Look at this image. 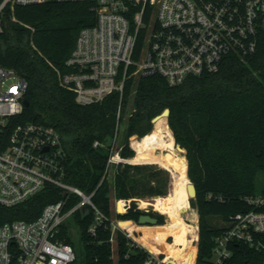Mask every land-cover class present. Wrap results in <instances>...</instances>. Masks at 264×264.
I'll return each instance as SVG.
<instances>
[{
    "label": "trees",
    "instance_id": "obj_1",
    "mask_svg": "<svg viewBox=\"0 0 264 264\" xmlns=\"http://www.w3.org/2000/svg\"><path fill=\"white\" fill-rule=\"evenodd\" d=\"M96 21L92 0H48L5 7L0 64L26 78L30 105L21 115L11 117L0 132V149L6 148L17 124L41 122L54 126L68 152L69 183L87 193L95 192L94 203L110 218L115 215L113 199L131 200L127 212L124 204L118 206L120 213L126 212L117 214L119 225L151 252L167 256L175 264L208 262L216 237L226 228L213 226L210 218L219 217L226 224L237 213L249 211L251 206L244 198L256 193V177L264 171V34L255 54L245 59L228 57L216 73L190 77L176 86L160 75L132 77L125 83L122 98L115 91L99 103L82 106L76 102L75 93L61 84V76L68 71L66 60L80 30ZM120 103L124 116L135 110L126 118L128 134L120 142L123 158L135 156L129 143V137L135 134L144 142L164 136L175 142L176 137L187 150L186 158V152L178 148L184 180L179 214L191 237L185 248H181V225L172 202L154 206L156 211L151 215L159 218L157 226L136 224L147 213L138 206L140 198L167 194L164 170L120 162L113 178H104L108 152L95 148L94 142L108 143L114 135ZM166 108L171 110L169 117L157 118L153 129V118ZM190 179L197 188L192 207L198 215L191 220L185 217L190 209L189 197L193 196ZM62 197L61 189L49 186L25 203L0 205V225L17 219L34 220L47 204ZM164 215L168 217L166 223ZM92 220L91 214L83 218L77 214L80 237L74 238L69 226L64 227L61 237L75 245L80 264H114L110 223L91 236L88 227ZM232 249L234 257L229 264H264V254L245 244H233ZM117 252L119 264H143L147 254L121 230L117 232Z\"/></svg>",
    "mask_w": 264,
    "mask_h": 264
},
{
    "label": "built area",
    "instance_id": "obj_2",
    "mask_svg": "<svg viewBox=\"0 0 264 264\" xmlns=\"http://www.w3.org/2000/svg\"><path fill=\"white\" fill-rule=\"evenodd\" d=\"M46 1L3 0L0 32L1 16L8 4ZM92 1L97 21L80 30L66 60L68 71L61 76V84L75 93L82 106L99 103L115 91L122 98L125 83L132 77L160 75L176 86L190 77L216 73L228 57L245 59L255 54L264 34V0ZM27 90L25 77L0 64V132L11 117L23 113ZM134 112L124 116L120 103L114 135L108 143L94 142L95 148L108 152L104 178L110 176L112 166L115 174L120 162L130 163L120 155L123 145L119 132L121 121ZM67 162L62 135L54 126L26 122L14 127L6 148L0 149V205L25 203L49 186L61 189L63 197L47 204L34 220L17 219L0 225V264H80L75 245L61 237L65 226L71 227V232L76 230L74 238L80 237L77 214L82 218L92 215L88 227L91 236L110 223L111 258L119 264L117 232H124V228L94 203L95 192L87 193L67 181ZM244 199L251 209L231 217L215 239L211 258L201 264H229L234 257L233 244H245L264 254V192ZM120 201L126 209L130 207L129 200L119 199H115L116 206ZM127 236L133 239L130 233ZM135 243L147 252L143 264H175Z\"/></svg>",
    "mask_w": 264,
    "mask_h": 264
},
{
    "label": "rangeland",
    "instance_id": "obj_3",
    "mask_svg": "<svg viewBox=\"0 0 264 264\" xmlns=\"http://www.w3.org/2000/svg\"><path fill=\"white\" fill-rule=\"evenodd\" d=\"M127 122H128L127 119H124L120 123V132H119L120 142L128 134ZM153 129H154V123H153ZM173 134L175 137L174 131H173ZM133 136L134 135H131L129 137V143H130V147L135 151V156H133L132 158H128V161L131 164L150 165L151 167L155 169H162L165 171V175L168 178L167 180L168 188H167V194L165 196L140 198L138 200V206H140V208L143 210L156 211L154 206L172 202L174 212L177 215L180 225H181V231H182V247L181 248H185L191 242V237H190V231L187 228H185V226L183 225L182 217L179 214L182 210V205L179 200V194L180 192H182L184 180H183L182 170H181V160H182L181 155L182 154H181V151L178 149V145H180L181 147L183 146L177 142L176 137H175V142H176V145H175L174 140L172 138H169V136H164L162 138L153 139L151 141H146V142L139 139L142 137H138L133 140ZM186 158H187V154H186ZM114 170L115 168L114 166H112L111 171H110V178H113ZM190 181L193 182L191 179ZM263 192H264V171H260L256 177V194L260 195ZM195 198L196 197H193V196L189 197L190 209L185 217H188L190 220L193 219L195 217V214L197 213V210L192 207V200ZM142 202L147 204L148 206L146 207L142 206L141 204ZM122 204H124L123 201H120L118 202L116 206L115 199H113L112 209H113V212H115V215H113V217L111 218L112 220H115V219H117L118 221L121 220L120 218L117 217L116 210H118V206ZM127 204L131 205V201L129 200ZM127 211L128 209H126V212ZM125 213H120L118 210V214H125ZM196 216L198 215L196 214ZM164 217H165V223H166L168 220V217L166 215H164ZM210 222L215 227H225L226 225L224 221L219 217L210 218ZM136 224H139V222L138 223L136 222ZM142 226L150 227V226H157V225L146 224ZM122 230H124L125 233L129 234V232L126 229H122ZM137 236L138 235H136V237ZM72 239L74 240V238ZM133 239L136 242H139L137 238L133 237Z\"/></svg>",
    "mask_w": 264,
    "mask_h": 264
},
{
    "label": "water",
    "instance_id": "obj_4",
    "mask_svg": "<svg viewBox=\"0 0 264 264\" xmlns=\"http://www.w3.org/2000/svg\"><path fill=\"white\" fill-rule=\"evenodd\" d=\"M24 105H25V107H28V106L30 105V101H29L27 98L24 100ZM170 112H171L170 108H166L161 114L155 116V117L153 118L152 122L154 123L155 120H156L157 118L161 117V116H166V117L168 118L169 115H170ZM134 137L137 138L138 135L135 134V135L133 136V138H134ZM178 148H180L181 150H184V151L186 152V154H187V150H186L185 148L181 147L180 145H178ZM189 190H190V192L193 194V197H196V196H197V188H196V185H195L193 182L190 183V185H189ZM125 221H126V220H125ZM138 222H139V224H141V225H146V224L157 225V224L159 223V219H158L157 217H153V216H151L150 214H143V215H141V216L139 217ZM75 232H76V230L73 228V229H72V233H73V235L75 234Z\"/></svg>",
    "mask_w": 264,
    "mask_h": 264
},
{
    "label": "flooded vegetation",
    "instance_id": "obj_5",
    "mask_svg": "<svg viewBox=\"0 0 264 264\" xmlns=\"http://www.w3.org/2000/svg\"><path fill=\"white\" fill-rule=\"evenodd\" d=\"M147 212H149V213H146V214H150L151 215V212L152 211H149V210H146ZM151 216H153V215H151ZM153 217H156V216H153ZM158 218V217H157ZM159 219V218H158Z\"/></svg>",
    "mask_w": 264,
    "mask_h": 264
},
{
    "label": "bare ground",
    "instance_id": "obj_6",
    "mask_svg": "<svg viewBox=\"0 0 264 264\" xmlns=\"http://www.w3.org/2000/svg\"><path fill=\"white\" fill-rule=\"evenodd\" d=\"M151 141V140H150Z\"/></svg>",
    "mask_w": 264,
    "mask_h": 264
}]
</instances>
